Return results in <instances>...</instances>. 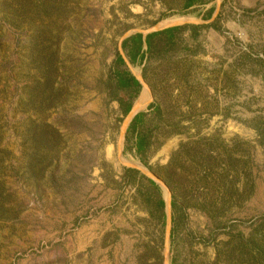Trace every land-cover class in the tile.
<instances>
[{
  "label": "rangeland",
  "instance_id": "rangeland-1",
  "mask_svg": "<svg viewBox=\"0 0 264 264\" xmlns=\"http://www.w3.org/2000/svg\"><path fill=\"white\" fill-rule=\"evenodd\" d=\"M182 2L0 0V264H264V0Z\"/></svg>",
  "mask_w": 264,
  "mask_h": 264
},
{
  "label": "trees",
  "instance_id": "trees-1",
  "mask_svg": "<svg viewBox=\"0 0 264 264\" xmlns=\"http://www.w3.org/2000/svg\"><path fill=\"white\" fill-rule=\"evenodd\" d=\"M182 1L183 2L181 5V9L182 10H188V9L192 8L193 6H195L196 4H203L205 2H210L211 0H182ZM187 27L188 26L168 28V29L162 30V31L157 32V33L149 34V35L145 36L144 38L141 34H136V35L130 37L125 42H123L122 48L128 50V57L130 58L131 61H134L135 56L137 54H139V52L141 51L143 44L146 46V50L149 51L152 47L153 40L156 37L166 36L167 38L171 39V38H173V36L175 35L176 32H179L182 29L187 28ZM191 28L196 29L197 27H191ZM140 58L142 59L143 56H141ZM117 62L120 64L123 63V59L121 56H117ZM121 80H123V79H121ZM128 81L131 83V85H133L137 89L139 88L138 82L133 77H129ZM130 109H131V107L127 106L124 110V114L127 115L129 113ZM137 117H138V115H136L134 117V119H136ZM134 126L135 125L132 124L131 128H134ZM144 147H145V140H143V138L138 137L136 140V145H135L136 152L141 153L144 150ZM162 205H163V203L161 201H159L158 207H162ZM173 205L174 204H172V206ZM263 220H264V218L261 219V222H263Z\"/></svg>",
  "mask_w": 264,
  "mask_h": 264
},
{
  "label": "bare ground",
  "instance_id": "bare-ground-1",
  "mask_svg": "<svg viewBox=\"0 0 264 264\" xmlns=\"http://www.w3.org/2000/svg\"><path fill=\"white\" fill-rule=\"evenodd\" d=\"M186 19L184 18H172V19H168L166 21H164L159 27H167V26H175L178 24H181L185 21ZM148 93H146V91H142L134 105V108L140 109L142 108L145 104H147L148 101Z\"/></svg>",
  "mask_w": 264,
  "mask_h": 264
},
{
  "label": "water",
  "instance_id": "water-1",
  "mask_svg": "<svg viewBox=\"0 0 264 264\" xmlns=\"http://www.w3.org/2000/svg\"><path fill=\"white\" fill-rule=\"evenodd\" d=\"M165 29H168V28H165ZM152 33H154V30H153V29H151V30H147V31L143 32L141 35H143V36H147V35L152 34ZM135 110H136V109H135L134 106H133V107L130 109L129 113L127 114V118L131 117V116L134 114ZM162 186H163V185H162Z\"/></svg>",
  "mask_w": 264,
  "mask_h": 264
}]
</instances>
